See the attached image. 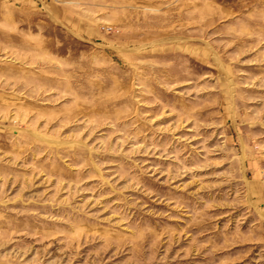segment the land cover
<instances>
[{"label": "rangeland", "instance_id": "1", "mask_svg": "<svg viewBox=\"0 0 264 264\" xmlns=\"http://www.w3.org/2000/svg\"><path fill=\"white\" fill-rule=\"evenodd\" d=\"M0 264H264V0H0Z\"/></svg>", "mask_w": 264, "mask_h": 264}]
</instances>
